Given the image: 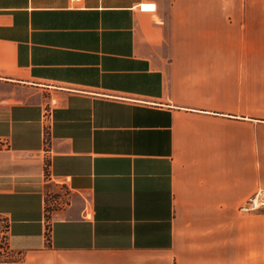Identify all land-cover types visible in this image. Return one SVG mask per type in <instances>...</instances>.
Listing matches in <instances>:
<instances>
[{
  "label": "crops",
  "instance_id": "obj_1",
  "mask_svg": "<svg viewBox=\"0 0 264 264\" xmlns=\"http://www.w3.org/2000/svg\"><path fill=\"white\" fill-rule=\"evenodd\" d=\"M264 0H0V264H264Z\"/></svg>",
  "mask_w": 264,
  "mask_h": 264
},
{
  "label": "built area",
  "instance_id": "obj_2",
  "mask_svg": "<svg viewBox=\"0 0 264 264\" xmlns=\"http://www.w3.org/2000/svg\"><path fill=\"white\" fill-rule=\"evenodd\" d=\"M80 1V0H75ZM264 210V188L257 190L247 198L239 207L241 214L256 213Z\"/></svg>",
  "mask_w": 264,
  "mask_h": 264
},
{
  "label": "rangeland",
  "instance_id": "obj_3",
  "mask_svg": "<svg viewBox=\"0 0 264 264\" xmlns=\"http://www.w3.org/2000/svg\"><path fill=\"white\" fill-rule=\"evenodd\" d=\"M256 213H259V212H256ZM7 227H8L7 223L3 219L0 218V262L17 259V257L12 254L9 248Z\"/></svg>",
  "mask_w": 264,
  "mask_h": 264
}]
</instances>
